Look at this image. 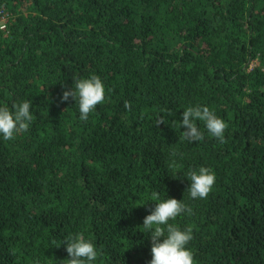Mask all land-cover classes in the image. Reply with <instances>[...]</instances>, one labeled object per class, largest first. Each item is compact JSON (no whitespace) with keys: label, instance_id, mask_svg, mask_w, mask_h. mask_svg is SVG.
Instances as JSON below:
<instances>
[{"label":"trees","instance_id":"1","mask_svg":"<svg viewBox=\"0 0 264 264\" xmlns=\"http://www.w3.org/2000/svg\"><path fill=\"white\" fill-rule=\"evenodd\" d=\"M0 12V107L28 101L33 117L0 135V264H67L62 242L78 234L91 264H150L139 228L167 198L192 210L169 223L192 229L194 264H264V0H0ZM92 75L105 100L82 121L61 97ZM197 105L226 123L224 143L200 121L203 140L183 139ZM201 166L215 184L192 199Z\"/></svg>","mask_w":264,"mask_h":264},{"label":"clouds","instance_id":"2","mask_svg":"<svg viewBox=\"0 0 264 264\" xmlns=\"http://www.w3.org/2000/svg\"><path fill=\"white\" fill-rule=\"evenodd\" d=\"M70 97L78 103L80 120L87 121L89 114L105 100L104 84L96 75L87 79L77 78L71 90L63 92L61 102H67ZM125 107L130 110V103L126 101ZM30 108L31 102L28 101L13 104L11 109L7 106L0 107V135L5 141L12 140L14 134L29 129L33 119ZM196 121L203 122L210 135L220 143L225 142L226 123L208 107L199 105L190 106L182 113V120L179 123L185 129L181 132L184 140L190 143L203 140L204 134ZM160 123L163 122L158 121V124ZM187 179L190 182L187 189L190 198L205 199L214 186L216 177L211 169L201 166L198 170L190 169ZM150 198L153 201L159 200V193L152 192ZM185 212L190 215L192 210L181 201L167 198L155 203V208L144 218L143 226L139 229H142L143 233H150L152 257L150 264H194L193 254L186 247L192 239V229L189 227L181 230L169 223ZM62 244L66 245L69 257L67 264H91L98 257L94 244L85 240L82 234L67 236Z\"/></svg>","mask_w":264,"mask_h":264},{"label":"built area","instance_id":"3","mask_svg":"<svg viewBox=\"0 0 264 264\" xmlns=\"http://www.w3.org/2000/svg\"><path fill=\"white\" fill-rule=\"evenodd\" d=\"M8 21V15L5 12H0V32L6 31Z\"/></svg>","mask_w":264,"mask_h":264}]
</instances>
